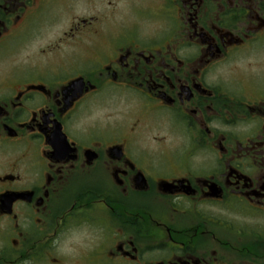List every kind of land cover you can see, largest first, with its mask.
Here are the masks:
<instances>
[{"label":"flooded vegetation","instance_id":"1","mask_svg":"<svg viewBox=\"0 0 264 264\" xmlns=\"http://www.w3.org/2000/svg\"><path fill=\"white\" fill-rule=\"evenodd\" d=\"M0 264H264V0H0Z\"/></svg>","mask_w":264,"mask_h":264},{"label":"rangeland","instance_id":"2","mask_svg":"<svg viewBox=\"0 0 264 264\" xmlns=\"http://www.w3.org/2000/svg\"><path fill=\"white\" fill-rule=\"evenodd\" d=\"M68 18H69V15H65V17L63 18L64 21L62 22V26H63V25H68V23H69ZM9 63H10V62H6V63H4V67L6 68L7 65H9Z\"/></svg>","mask_w":264,"mask_h":264}]
</instances>
